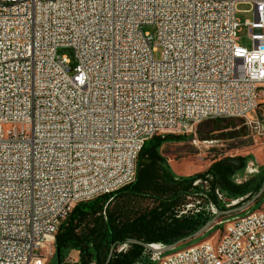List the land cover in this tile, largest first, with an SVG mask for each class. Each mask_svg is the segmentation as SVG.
Returning <instances> with one entry per match:
<instances>
[{
    "label": "built area",
    "instance_id": "built-area-1",
    "mask_svg": "<svg viewBox=\"0 0 264 264\" xmlns=\"http://www.w3.org/2000/svg\"><path fill=\"white\" fill-rule=\"evenodd\" d=\"M241 3L254 14L251 49L237 42ZM261 99L264 0H0V264H45L76 204L135 181L151 137L249 119ZM258 208L219 221L197 248L149 251L151 261L264 264Z\"/></svg>",
    "mask_w": 264,
    "mask_h": 264
},
{
    "label": "trees",
    "instance_id": "trees-1",
    "mask_svg": "<svg viewBox=\"0 0 264 264\" xmlns=\"http://www.w3.org/2000/svg\"><path fill=\"white\" fill-rule=\"evenodd\" d=\"M184 139V135L174 134L151 137L139 153L134 182L115 193L76 204L58 227L53 259L49 264H68L65 260L71 251L78 253V261L73 264H153L149 251L140 244L128 241L163 245L175 243L193 234L214 217L209 204L219 212L225 211L229 209L227 205L231 200L253 196L264 184V166L247 180L240 183L234 181L233 175L244 168L248 157L243 158L242 163L238 158L241 167L235 171L230 164L220 160L212 163L203 173L176 175L161 154V146ZM198 179L201 183L193 185ZM216 191L224 195V201L218 199ZM191 195H200L204 203H199L197 207L193 204V209L180 214L181 211L176 209L186 207L189 203L187 198ZM143 201H148V204L144 206ZM263 201L264 193L242 213L257 209ZM209 233L205 232L203 236L184 242L175 249L200 241ZM122 245H126V249L119 251Z\"/></svg>",
    "mask_w": 264,
    "mask_h": 264
},
{
    "label": "rangeland",
    "instance_id": "rangeland-1",
    "mask_svg": "<svg viewBox=\"0 0 264 264\" xmlns=\"http://www.w3.org/2000/svg\"><path fill=\"white\" fill-rule=\"evenodd\" d=\"M249 9H251L249 5L241 3L237 6L236 12V18L240 23V29L237 33V42L245 49L252 48V40L249 37V32L246 25H244L245 21H253L254 19L253 11L252 9ZM142 30L152 34L154 33V28L150 25L143 26ZM153 48L154 57L159 59L161 57V49L159 47L155 48L154 46ZM57 52L59 55L67 57L71 67L75 65V57L71 48L61 47L58 48ZM248 118L249 119L226 118L219 119L218 121H202L196 125L195 132L192 134L172 132L161 133L185 136L184 140L170 141L162 144L161 154L167 160L172 171L178 176H189L197 173H203L212 163L227 158H241L242 163V159L248 157L244 168H240L241 163L239 162L237 168L240 169H238L237 173L233 175L234 181L236 183L243 182L250 178V176L255 175L261 166H264V99H261L258 102L257 108L248 114ZM251 164L257 168V172L250 174L247 172V169L249 166H251ZM196 181V184L201 183L200 179ZM203 183L206 184V182ZM196 184L193 183V185ZM217 192L216 194L218 199L224 201V195L220 191ZM245 198L246 197L240 198L238 200H231L229 203V208L231 206H238L240 203L244 202L243 200H245ZM187 200L189 202L187 204L189 206L188 209H193V204H195L197 207L199 206V203H204L200 195H191L187 198ZM142 204L146 206L148 201H143ZM176 210L182 212L186 211V208H178ZM215 210L214 217H217L208 230L210 231L209 235L204 237L202 240L209 239L212 237V234H219L222 231L223 225L217 224L219 221L226 220L233 216L243 215L242 212L231 215H219V211L216 208ZM197 242L191 243L190 245ZM54 250V245L47 249L45 264H49L52 261ZM77 261L78 253L76 251H71L65 260V262L68 264H73Z\"/></svg>",
    "mask_w": 264,
    "mask_h": 264
},
{
    "label": "water",
    "instance_id": "water-1",
    "mask_svg": "<svg viewBox=\"0 0 264 264\" xmlns=\"http://www.w3.org/2000/svg\"><path fill=\"white\" fill-rule=\"evenodd\" d=\"M223 161H224V163L230 164L233 171H235L237 169L239 162H240L238 158H227V159H224ZM263 193H264V184L260 187V189L253 196H250L248 198L246 196L247 199L244 202H242L238 206L230 207L229 209H227L225 211H220L219 215H231V214L243 212V211L247 210L248 208H250L251 206H253V204L259 200V198L262 196ZM216 217L217 216H215L211 220L207 221L203 226H201L193 234H191V235H189V236H187L181 240H178L175 243H172L169 245H164L162 248H159V249L153 248L152 244L142 243L141 241L129 240L128 242L140 244L146 250L153 252V253H158V252L167 253L169 251L174 250L179 244H181L184 241H189V240H192V239H195V238L202 236L205 232H207L210 229V227H211V225L214 222ZM109 257H108V260H109ZM57 264H59V263H57Z\"/></svg>",
    "mask_w": 264,
    "mask_h": 264
},
{
    "label": "bare ground",
    "instance_id": "bare-ground-1",
    "mask_svg": "<svg viewBox=\"0 0 264 264\" xmlns=\"http://www.w3.org/2000/svg\"><path fill=\"white\" fill-rule=\"evenodd\" d=\"M258 215H259V208L257 210H253V211L246 213V216H258ZM210 238H212V237H210ZM210 238L206 239V240L199 241V242L192 244L186 248H197L200 246V244H207L210 242ZM152 247L159 249L160 247H162V245L160 243H154V244H152Z\"/></svg>",
    "mask_w": 264,
    "mask_h": 264
}]
</instances>
